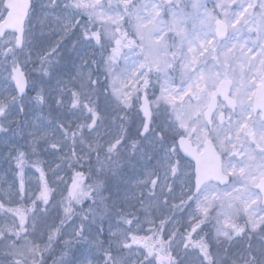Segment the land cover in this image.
<instances>
[{"label":"snow or ice","instance_id":"6c2138e0","mask_svg":"<svg viewBox=\"0 0 264 264\" xmlns=\"http://www.w3.org/2000/svg\"><path fill=\"white\" fill-rule=\"evenodd\" d=\"M0 161V264H264V0H0Z\"/></svg>","mask_w":264,"mask_h":264},{"label":"rangeland","instance_id":"374dc122","mask_svg":"<svg viewBox=\"0 0 264 264\" xmlns=\"http://www.w3.org/2000/svg\"><path fill=\"white\" fill-rule=\"evenodd\" d=\"M43 159H48L47 157H42ZM8 165L5 164L3 161H0V176H2L4 173H3V170L4 169H7ZM36 175L38 174H35L34 175V169H31V168H26L25 169V180L26 182L31 180L32 184L35 185L36 183ZM61 175H64L63 173H61ZM49 176H51V173H49Z\"/></svg>","mask_w":264,"mask_h":264}]
</instances>
